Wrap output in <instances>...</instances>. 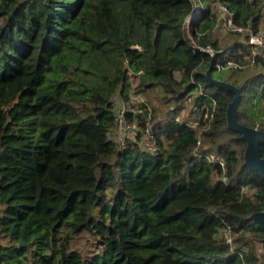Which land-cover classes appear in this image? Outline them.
Segmentation results:
<instances>
[{
  "label": "trees",
  "instance_id": "1",
  "mask_svg": "<svg viewBox=\"0 0 264 264\" xmlns=\"http://www.w3.org/2000/svg\"><path fill=\"white\" fill-rule=\"evenodd\" d=\"M199 2L191 35L214 54L212 77L240 89L237 121L259 132L264 156V59L241 33L213 30V0ZM222 2L235 26L261 27L264 0ZM193 10L0 0V264H264V228L249 219L264 210V176L243 164L246 142L227 127L234 95L206 77L211 54L182 32ZM133 75L160 92L157 155L109 135ZM82 234L97 253L73 249Z\"/></svg>",
  "mask_w": 264,
  "mask_h": 264
},
{
  "label": "built area",
  "instance_id": "2",
  "mask_svg": "<svg viewBox=\"0 0 264 264\" xmlns=\"http://www.w3.org/2000/svg\"><path fill=\"white\" fill-rule=\"evenodd\" d=\"M193 3V13L185 19L182 32H184L189 46L194 50H202L209 52L213 57L214 54L209 49H205L196 45L191 35V23H193L198 16V9L201 6L199 0H191ZM223 0H213L214 9L218 14L217 22L213 30L222 27L226 31L241 33L242 42L248 51L249 57L254 61L255 58L261 57L264 59V27H259L255 31L251 27L235 26L233 23V14L227 10L222 2ZM138 49H140L138 47ZM125 98L123 96L117 97V103L114 108V123L109 131L110 138L116 143L118 148L124 149L127 142L136 143L141 149L150 155H157L161 149L155 138L156 128L151 124L152 110L154 105H151L148 100L140 94V92H130ZM131 115V119L128 116ZM143 116V120L139 119ZM190 126L196 123L188 120ZM221 237H224L228 243L232 242L230 232L224 228L220 232Z\"/></svg>",
  "mask_w": 264,
  "mask_h": 264
},
{
  "label": "water",
  "instance_id": "3",
  "mask_svg": "<svg viewBox=\"0 0 264 264\" xmlns=\"http://www.w3.org/2000/svg\"><path fill=\"white\" fill-rule=\"evenodd\" d=\"M133 49H138V46H132ZM212 62L213 57L209 63V67L207 68L206 77L207 79L213 83L215 86H220L232 92L234 95L233 100L228 104L226 108V119H227V127L234 131L240 133V138L246 142V146L244 149V162L243 164L252 172H257L264 176V156H262L259 152V132L252 127H249L243 123H239L237 121V103L241 94L239 88L221 81L216 80L212 77ZM249 219L255 222L260 228H264V210L260 212H255L252 214ZM25 242H21L20 245H24ZM262 250L264 252V238L261 241Z\"/></svg>",
  "mask_w": 264,
  "mask_h": 264
},
{
  "label": "rangeland",
  "instance_id": "4",
  "mask_svg": "<svg viewBox=\"0 0 264 264\" xmlns=\"http://www.w3.org/2000/svg\"><path fill=\"white\" fill-rule=\"evenodd\" d=\"M261 26L264 27V20H263ZM240 40L242 42L241 36H240ZM175 77H176V79H178L180 77V73L179 72L176 73ZM131 81H132V90H133L131 92H136V93L140 92V94H142L147 100H148V97H150L151 101L154 105V109H155L157 106L158 97L160 96L159 90L158 89H154V90L153 89L152 90L146 89L145 91L140 90V87L137 86L140 83V77L138 75L137 76H134V75L131 76ZM80 98L83 100H87L86 96H81ZM188 104L189 103H187V106H188ZM185 114H188V112ZM193 118H194V116L192 118L188 117V119L191 120L192 122L194 121ZM72 246H73V249H75L79 253L81 252L83 257H86V256L89 257L92 254L97 253L96 245H94V238L90 237L88 235H85V234H82L79 237H76L72 241ZM261 249H262V246H261Z\"/></svg>",
  "mask_w": 264,
  "mask_h": 264
}]
</instances>
